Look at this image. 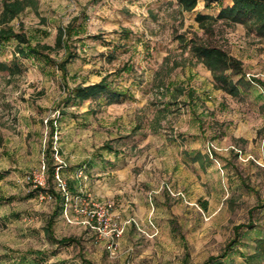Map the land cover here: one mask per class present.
I'll list each match as a JSON object with an SVG mask.
<instances>
[{
	"label": "rangeland",
	"instance_id": "rangeland-1",
	"mask_svg": "<svg viewBox=\"0 0 264 264\" xmlns=\"http://www.w3.org/2000/svg\"><path fill=\"white\" fill-rule=\"evenodd\" d=\"M34 1L10 24L49 45L51 61L23 57L22 72L0 71V264H204L236 225L252 222L225 260L244 264L264 232V91L257 83L238 96L218 89L191 53L188 40L206 37L196 15L219 6ZM70 23L77 31L59 46ZM210 40L264 81V38L220 21ZM15 45H2L0 61ZM105 75L124 93L116 102L66 100L78 83ZM48 153L73 186L66 195L55 188L63 203L42 198L27 179ZM77 195L113 202L112 222L123 228L114 249L110 227L101 233L83 222Z\"/></svg>",
	"mask_w": 264,
	"mask_h": 264
},
{
	"label": "trees",
	"instance_id": "trees-1",
	"mask_svg": "<svg viewBox=\"0 0 264 264\" xmlns=\"http://www.w3.org/2000/svg\"><path fill=\"white\" fill-rule=\"evenodd\" d=\"M199 0H177L182 10L191 11L198 5ZM205 7L211 8L214 4L219 6L217 14L198 13L196 20L201 29H203L206 37L202 38L198 35L191 37L187 45L191 53L205 67L211 70L215 86L218 89L234 95H242L243 91L247 92L254 84L261 86L264 91V81L257 77H247L242 61L228 52L222 46L216 44L210 37L214 34L216 24L220 21L227 22L233 26L236 24H244L255 34L264 38V0H204ZM34 0H1L0 8V48L4 43L15 40V50L12 59L8 61H0V71H8L10 76L22 72L21 58H43L46 62H50L49 54L43 50L50 49L49 45L33 44L26 33L16 31L10 24L17 18L30 4H35ZM76 26L70 23L67 27L61 28L58 32L57 44L66 46L65 39L76 33ZM128 36V33H126ZM66 61L58 63L59 68L66 72ZM107 96L108 102H116L124 93L118 89L113 80L109 79V75L95 83L85 85L83 82L78 83L70 89L67 101L83 103L87 100H97L100 97ZM1 140V139H0ZM110 147V146H109ZM111 148V147H110ZM47 166V176L49 181L48 190L60 200L64 202V198L56 193L55 174L57 165L53 156L49 153L45 159ZM88 164V163H87ZM86 164V165H87ZM92 164V163H91ZM62 167L59 168L60 174L63 176ZM52 181L54 183L52 184ZM67 181V180H66ZM68 186L69 182L67 181ZM73 183V182H72ZM73 186H69L72 189ZM63 206V205H60ZM245 226H253L252 222L248 224H240L235 226V236L227 243L224 250L218 256L209 257L204 264H225V260L232 252L234 246L241 239L240 230ZM47 234H51V227H47ZM60 244H69L75 241L71 237H62L56 239ZM244 264H263L264 263V232L255 239V245L252 252L243 254ZM91 264L90 261H86ZM22 264V263H19Z\"/></svg>",
	"mask_w": 264,
	"mask_h": 264
},
{
	"label": "built area",
	"instance_id": "built-area-1",
	"mask_svg": "<svg viewBox=\"0 0 264 264\" xmlns=\"http://www.w3.org/2000/svg\"><path fill=\"white\" fill-rule=\"evenodd\" d=\"M59 168L56 170L55 174V181H56V187L63 191V193L66 195L68 194V183L66 179L60 174ZM79 176H84V170L81 169L79 171ZM28 180H31L36 183V185H39V189L44 192L41 197L44 199H53L54 195L49 190L46 189V184L48 182V176H47V166L46 163H44L41 168L28 175ZM76 203H81V206L77 207L78 213L85 216L83 222L86 224H91V221H95L96 227L101 233H105L107 228L110 227V235H111V243L108 245L109 249H114V244L116 243V239L119 238L123 233V228L119 226L117 223L112 222V208H113V202L107 201V202H99L95 201L94 199H89V201H85L84 198L77 195L75 199Z\"/></svg>",
	"mask_w": 264,
	"mask_h": 264
},
{
	"label": "crops",
	"instance_id": "crops-1",
	"mask_svg": "<svg viewBox=\"0 0 264 264\" xmlns=\"http://www.w3.org/2000/svg\"><path fill=\"white\" fill-rule=\"evenodd\" d=\"M62 208H63V206H62ZM61 208V212L63 211V209ZM47 229V226L45 227V230ZM49 237H52V235L51 234H47Z\"/></svg>",
	"mask_w": 264,
	"mask_h": 264
}]
</instances>
